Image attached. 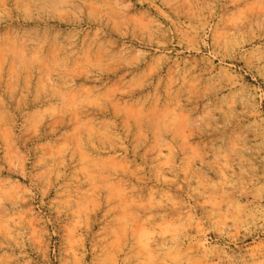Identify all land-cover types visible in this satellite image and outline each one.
<instances>
[{
    "label": "rangeland",
    "instance_id": "374dc122",
    "mask_svg": "<svg viewBox=\"0 0 264 264\" xmlns=\"http://www.w3.org/2000/svg\"><path fill=\"white\" fill-rule=\"evenodd\" d=\"M0 264H264V0H0Z\"/></svg>",
    "mask_w": 264,
    "mask_h": 264
}]
</instances>
